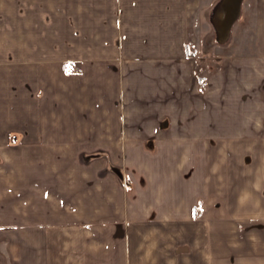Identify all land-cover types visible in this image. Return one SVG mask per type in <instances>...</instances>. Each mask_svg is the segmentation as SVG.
Here are the masks:
<instances>
[{"label":"crops","instance_id":"0c3cea01","mask_svg":"<svg viewBox=\"0 0 264 264\" xmlns=\"http://www.w3.org/2000/svg\"><path fill=\"white\" fill-rule=\"evenodd\" d=\"M229 1L0 0V264H264V0ZM32 149L125 173L36 211Z\"/></svg>","mask_w":264,"mask_h":264},{"label":"rangeland","instance_id":"374dc122","mask_svg":"<svg viewBox=\"0 0 264 264\" xmlns=\"http://www.w3.org/2000/svg\"><path fill=\"white\" fill-rule=\"evenodd\" d=\"M207 35V34H205ZM202 42V47H199L197 49L196 58L198 59V65H203L205 71H211L215 67H217L220 64V61L222 57L225 55V53L231 49L228 47H225L224 44L221 43L218 39L215 37H207L200 40ZM233 51H240L241 48L237 45L234 46ZM203 52V53H202ZM68 70V69H67ZM73 71H76L73 70ZM47 95L42 96L40 99L45 100V105L47 108L46 113V125L47 126H54L55 124V95H54V88H48ZM18 105L17 103L15 104ZM21 106V105H20ZM16 116L21 115L23 111L20 109L17 110ZM1 123V120H0ZM18 137V136H17ZM27 140V139H26ZM33 144L31 145L32 148L35 146V143H42L43 141H36L31 140ZM47 142L53 143L49 140V136H47ZM46 142V143H47ZM45 142H43V146H46ZM37 145V144H36ZM21 154V152H19ZM31 160L34 159H41L42 162L45 161L43 166L36 167L39 170V174L49 176V175H56L55 171L59 168L62 169V175H63V181L62 183H55L51 181L50 179L46 180H40L38 179V182L33 181L29 185V190H25V197H29V199L23 198L21 194V189L16 188L15 193L21 194L20 197H16L14 199V203L16 206H22L23 202L25 200V203L30 202V205L33 210L38 211L39 207L46 206V204L49 206V204L54 203V196L57 194L58 199L55 201H59L62 203L61 206H63L65 209L75 208L81 210L83 209V204H85L86 200V187L88 185H92L90 181H88V176H95V185H102V175L103 174H117L121 175L124 174V169L113 166L109 163H107L105 157L106 155L103 152H86L84 150H77V151H63V159H62V166L59 168L55 167V152L52 150H34L32 149L30 152ZM50 164V166L48 165ZM16 191H19L16 192ZM5 192V191H4ZM59 193V194H58ZM4 202V200H3ZM49 210V209H48ZM195 216V215H194ZM4 217V216H3ZM39 217H46L43 215H35L32 216V218L36 219L38 222ZM49 219V215L47 216ZM80 217L85 218V215H80ZM16 218L18 215H16ZM85 225V223L83 224Z\"/></svg>","mask_w":264,"mask_h":264},{"label":"bare ground","instance_id":"6f19581e","mask_svg":"<svg viewBox=\"0 0 264 264\" xmlns=\"http://www.w3.org/2000/svg\"><path fill=\"white\" fill-rule=\"evenodd\" d=\"M230 2V5H229V10H230V12L232 11V8H233V3L234 2H236V0H230L229 1ZM235 10V9H234ZM222 18V17H221ZM233 18V17H232ZM227 23V22H226ZM224 29H226V28H224ZM221 32V31H220ZM226 32V31H225Z\"/></svg>","mask_w":264,"mask_h":264}]
</instances>
